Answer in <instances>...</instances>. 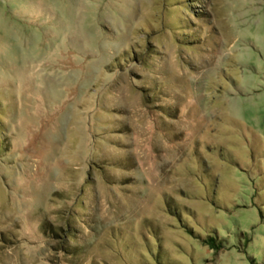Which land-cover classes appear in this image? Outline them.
<instances>
[{"label":"rangeland","instance_id":"rangeland-1","mask_svg":"<svg viewBox=\"0 0 264 264\" xmlns=\"http://www.w3.org/2000/svg\"><path fill=\"white\" fill-rule=\"evenodd\" d=\"M250 258L264 0H0V264Z\"/></svg>","mask_w":264,"mask_h":264},{"label":"trees","instance_id":"trees-1","mask_svg":"<svg viewBox=\"0 0 264 264\" xmlns=\"http://www.w3.org/2000/svg\"><path fill=\"white\" fill-rule=\"evenodd\" d=\"M188 233L192 234L191 231H189ZM195 238L199 240L203 245H205L209 250H213L216 252L223 248V245L221 244V242L212 233L205 235V237L202 239H201V236L197 234ZM250 263L256 264L253 258H250Z\"/></svg>","mask_w":264,"mask_h":264}]
</instances>
